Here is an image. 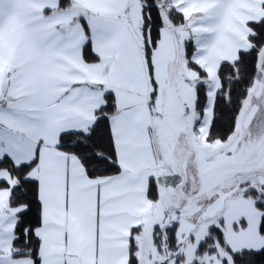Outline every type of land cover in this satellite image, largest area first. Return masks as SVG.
<instances>
[{
	"label": "snow or ice",
	"instance_id": "1",
	"mask_svg": "<svg viewBox=\"0 0 264 264\" xmlns=\"http://www.w3.org/2000/svg\"><path fill=\"white\" fill-rule=\"evenodd\" d=\"M0 264H264V0H0Z\"/></svg>",
	"mask_w": 264,
	"mask_h": 264
},
{
	"label": "trees",
	"instance_id": "2",
	"mask_svg": "<svg viewBox=\"0 0 264 264\" xmlns=\"http://www.w3.org/2000/svg\"><path fill=\"white\" fill-rule=\"evenodd\" d=\"M236 95H237V97H238V96H239V93H237Z\"/></svg>",
	"mask_w": 264,
	"mask_h": 264
}]
</instances>
